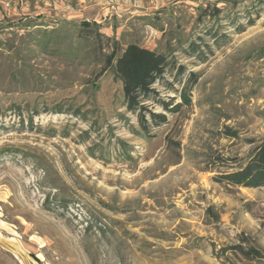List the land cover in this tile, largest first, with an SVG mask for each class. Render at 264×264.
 <instances>
[{
  "label": "rangeland",
  "instance_id": "374dc122",
  "mask_svg": "<svg viewBox=\"0 0 264 264\" xmlns=\"http://www.w3.org/2000/svg\"><path fill=\"white\" fill-rule=\"evenodd\" d=\"M131 44L169 63L135 111ZM263 143L264 0H0V264H264L223 180Z\"/></svg>",
  "mask_w": 264,
  "mask_h": 264
},
{
  "label": "trees",
  "instance_id": "16d2710c",
  "mask_svg": "<svg viewBox=\"0 0 264 264\" xmlns=\"http://www.w3.org/2000/svg\"><path fill=\"white\" fill-rule=\"evenodd\" d=\"M83 26H90L84 22ZM115 56L110 60L109 66H113ZM115 72L117 78L123 84L125 101L131 111L137 108L145 109L142 104L144 98H148L153 92V85L166 72L168 68V58L164 54H158L147 48L140 47L135 44L129 45L123 54L115 60ZM185 103H189V99L182 95ZM167 107V106H166ZM179 106L176 105L175 110ZM154 119L160 116L152 115ZM144 124L145 116L140 115ZM228 184L246 188L264 187V143L260 145L253 153L249 163L241 170L223 176ZM237 250L249 260L259 259L260 252L251 249L244 250L239 247Z\"/></svg>",
  "mask_w": 264,
  "mask_h": 264
}]
</instances>
